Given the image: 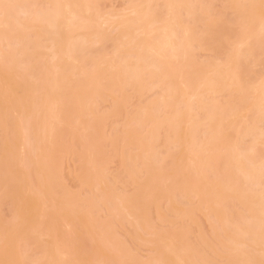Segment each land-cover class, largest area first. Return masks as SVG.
Wrapping results in <instances>:
<instances>
[{"label": "rangeland", "instance_id": "obj_1", "mask_svg": "<svg viewBox=\"0 0 264 264\" xmlns=\"http://www.w3.org/2000/svg\"><path fill=\"white\" fill-rule=\"evenodd\" d=\"M1 1L0 264H262V0Z\"/></svg>", "mask_w": 264, "mask_h": 264}, {"label": "bare ground", "instance_id": "obj_2", "mask_svg": "<svg viewBox=\"0 0 264 264\" xmlns=\"http://www.w3.org/2000/svg\"><path fill=\"white\" fill-rule=\"evenodd\" d=\"M2 1H4V0H2ZM2 1H1V3H2ZM8 1H9V0H8ZM10 1H13V0H10ZM14 1H16V0H14ZM14 1H13V2H14ZM22 1H23V0H22ZM26 1H27V0H26ZM76 1H77V0H76ZM76 1H75V2H76ZM81 1L84 2V0H81ZM17 2H18V1H17ZM72 2H73V1H72ZM72 2H71V3H72ZM75 2H74V3H75ZM83 2H82V3H83ZM24 3H25V1H24ZM26 3H27V2H26ZM67 3H68V2H67ZM71 3H70V5H71ZM20 4H21V3H20ZM22 4H23V3H22ZM62 4H63V2H62ZM78 4H79V3H78ZM85 4H86V3H85ZM14 5H17V4H14ZM0 6H1V4H0ZM20 6H21V5H19V6H17V7H20ZM23 6H25V4H23ZM76 6H77V4H76ZM1 7H2V6H1ZM1 7H0V8H1ZM21 7H22V6H21ZM70 7H71V6H70ZM70 7H69V8H70ZM82 7H83V6H82ZM87 7H88V6H87ZM87 7H86V8H87ZM57 8H58V7H57ZM79 8H81V7H79ZM79 8H78V9H79ZM21 9H22V8H21ZM23 9H24V7H23ZM59 9H60V7H59ZM70 9H71V8H70ZM76 9H77V8H76ZM76 9H74V10L72 9V11H70V13H68V14H70L71 18H76V19H77V12H78V11H76ZM89 9H90V7L87 8L88 12H87V11H86V12L90 14L91 11H90ZM172 9H174V7H173ZM1 10H2V9H1ZM1 10H0V11H1ZM27 10H28V9H27ZM65 10H66V8H65ZM67 10H68V6H67ZM67 10H66V12H65V11H64V12H65V13L69 12V10H68V11H67ZM4 11H5V10H4ZM6 11H8V10H6ZM19 11H20V10H19ZM56 11H57V10H56ZM84 11H85V10H84ZM150 11H151V10H150ZM173 11H174V10H173ZM28 12H29V11H28ZM60 12H61V11H59V13H58L57 15H55L56 18L53 19V20H54V24H58L60 21H62V20H64V19L67 20L66 18H67V16H68V14L66 15L64 12H62V13H60ZM174 12H175V11H174ZM18 13H19V12H18ZM22 13L24 14L25 12H22ZM56 13H57V12H56ZM81 13H82V12H81ZM0 14H1V13H0ZM2 14H4V13H2ZM11 14H12V13H11ZM11 14H10V15H11ZM20 14H21V13H20ZM27 14H28V13H27ZM175 15H176V14H175ZM3 16H4V15H3ZM6 16L8 17L9 15H6ZM6 16H4V17L6 18ZM11 16H12V15H11ZM11 16H10V18L13 19V16H14V15H13L12 17H11ZM70 16H68V19H70V18H69ZM40 17H41V16H40ZM53 17H54V15H53ZM171 17H172V15H171ZM1 18H2V16H1ZM14 18H15V16H14ZM38 18H39V16H38ZM15 19H16V18H15ZM39 19H42V18H39ZM3 20H5V19H3ZM37 20H38V19H37ZM65 20H64V22H65ZM73 20H74V19H73ZM0 21H1V20H0ZM35 21H36V20H35ZM67 21H68V20H67ZM174 21H175V20H174ZM5 22H6V21H4V23H5ZM7 22H8V20H7ZM7 22H6V24H7ZM45 22H46V20H45ZM52 22H53V21H52ZM52 22H49V24H48V25H49V26H48V27H49L48 30H50V25H51V27L53 26V24H51ZM73 22H74V21H72V23H73ZM109 22H110V21H109ZM109 22H108V23H109ZM111 22H112V21H111ZM111 22H110V23H111ZM140 22H141V21H140ZM14 23H15V22H14ZM37 23H38V21H37ZM84 23H87V24H88L89 22L86 20V22H84ZM153 23H154V22H153ZM41 24H42V23H41ZM44 24H45V23H44ZM61 24H62V22H61ZM1 25H3V23H1ZM10 25H11V23H10ZM39 25H40V23H39ZM46 25H47V24H46ZM73 25H74V23H73ZM78 25H79V24H78ZM105 25H106V24H105ZM107 25H108V24H107ZM110 25H111V24H110ZM29 26H30V24H29ZM32 26H33V28L36 27L35 24L32 25ZM37 26H38V25H37ZM56 26H57V25H56ZM81 26H83V24H82ZM81 26H80V27H81ZM85 26H86V25H85ZM142 26H143V25H142ZM167 26H168V25H167ZM263 26H264V25H263ZM263 26H262V27H263ZM23 27H24V26H23ZM26 27H27V26H26ZM26 27H25V28H26ZM39 27H40V26H38L37 28L40 30ZM43 27H44V26H43ZM88 27H89V26H88ZM106 27H107V26H105V28H106ZM109 27H110V26H109ZM139 27H140V26H139ZM37 28H35V29H37ZM41 28H42V26H41ZM53 28L56 29L55 25L53 26ZM57 28H58V27H57ZM60 28H61V27H60ZM70 28H71V26H70ZM70 28H69V29H70ZM84 28H85V27H84ZM165 28H166V27H165ZM30 29H32V28H30ZM55 29H52V30L55 31ZM86 29H87V28H86ZM86 29H85V30H86ZM261 29H262L263 32H264V27H263V28H260V31H262ZM26 30H27V29H26ZM67 30H68V29H67ZM78 30H79V28H78ZM186 30H187V28H186ZM60 31H61V30H60ZM79 31H80V30H79ZM38 32H39V31H38ZM75 32H76V31H75ZM185 32H186V31H185ZM187 32L189 33L190 31L187 30ZM52 33H53V32H52ZM69 33H70V31H69ZM170 33H172V35H174V34H173V31H170ZM66 34H67V33H66ZM186 34H187V33H186ZM172 35H170V36H172ZM68 36H69V35H68ZM77 36H78V35H77ZM173 37H174V36H173ZM60 40H61V39H60ZM72 40H73V38L71 39V41H72ZM68 41H69V40H68ZM71 41H70V43H71ZM78 42H80V41H78ZM78 42H77V43H78ZM63 43H64V42H63ZM68 43H69V42H68ZM70 43H69V44H70ZM64 44H66V43H64ZM72 44H73V42H72ZM78 44H79V43H78ZM78 44H77V45H78ZM67 45H68V44H67ZM166 45H167V44H166ZM168 45H169V44H168ZM68 46H69V45H68ZM72 47H73V45H71V48H72ZM77 47H78V46H77ZM161 47H162V46H161ZM166 47H167V46H166ZM61 49H62V48H61ZM162 49H163V48H162ZM63 50H64V49H63ZM70 50H71V49H70ZM59 51H60V50H59ZM76 51H77V53H78V50H77V49H76ZM57 52H58V51H57ZM64 52H65V51H64ZM66 52H67V51H66ZM72 52H73V51H72ZM179 54H180V53H179ZM53 55L55 56V54H53ZM68 55H69V54H68ZM73 55H74V56H72V57L74 58L77 54H76V55L73 54ZM54 56H53V57H54ZM70 56H71V55H70ZM178 56H179V55H178ZM68 57H69V56H68ZM55 58H56V57H55ZM63 58H64V57H63ZM66 59H69V58H66ZM54 60H55V59H54ZM69 60H70V59H69ZM74 60H75V59H74ZM74 60H73V61H74ZM62 61H63V60H62ZM62 61H61V62H62ZM70 62H71V61H70ZM68 64H69V63H68ZM234 64H236V63H234ZM59 66H60V65H59ZM230 66H233V65H230ZM230 66H228V68H229ZM236 66H237V64H236ZM236 66L234 65L235 68H233L234 71H236V73L232 70V72H234V74H236L235 77H234V78H230V80H228L229 82L226 81V80L229 79L230 76H229L228 78H226V80H225L226 83H225V84L228 85V83H229V86H232V87L234 86V89H235V90H236V88H237V90L239 89V91H236V93H237V92L242 93L243 90L240 92L241 87H242V84H241L242 82L240 83V81H242V80H241L242 78H241V79H240V78H236V76H237V72H239V69H238V71L236 70V69H237ZM238 66H239V65H238ZM57 68H58V67H57ZM59 68H60V67H59ZM229 69H232V67H230ZM228 71H229V70H228ZM228 71H226V72L228 73ZM102 72H104V71H102ZM102 72L99 73V76H100V77H101V75H102ZM107 72H108V71H107ZM230 72H231V71H229V73H230ZM100 74H101V75H100ZM241 74H242V73H241ZM241 74H240V75H241ZM106 75H107V74L105 73L104 76H106ZM185 75H186V74H185ZM240 75H238V76H240ZM54 76H55V75H54ZM54 76H53V77H54ZM53 77H52V78H53ZM56 77H57L56 80H59V79H58V76H56ZM59 77H60V75H59ZM62 77H63V76H62ZM184 77L186 78V76H184ZM187 77H188V76H187ZM65 78H66V77H65ZM103 78H104V77H103ZM182 78H183V77H182ZM138 79H139V78H138ZM186 79H187V81L189 80V78H186ZM67 80H68V79H67ZM67 80H66V81H67ZM140 80H141V79H140ZM181 80H182V79H181ZM184 80H185V79H183V81H184ZM59 81H60V80H59ZM66 81H65V83H67ZM183 81H182V82H183ZM189 82H190V80H189ZM189 82L187 83L186 80H185V81H184V83L186 84L185 86L188 87L187 84H189ZM51 84H52V83H51ZM53 84H54V82H53ZM55 84H56V83H55ZM56 85H59V84H56ZM52 86H54V85H52ZM64 86H65V85H64ZM64 86H63V87H64ZM156 86H157V85H156ZM225 86H226V85H225ZM229 86H228V88H229ZM243 86H244V85H243ZM59 87H60V86H59ZM59 87H58V88L56 87L57 90L59 89L58 91H60V89H61V88H59ZM159 87H160V86H159ZM232 87H231V89H233ZM54 88H55V87H54ZM56 88H55V90H56ZM224 88L226 89L227 86L224 87ZM231 89H229V90H231ZM52 90H53V89H52ZM63 90H64V89H63ZM63 90H61L62 93H64ZM226 90H227V89H226ZM235 90H234V91H235ZM34 91H35V90H34ZM229 92H230V91H229ZM57 93H58V92H57ZM230 93H231V92H230ZM236 93H235V94H236ZM36 94H37V93H36ZM65 94H66V93H64L63 96H64ZM78 94H79V93H78ZM171 94H172L171 96H176V95H175V94H176L175 92H173V93H171ZM50 95H51V94H50ZM66 95H67V94H66ZM59 96H60V95H59ZM61 96H62V94H61ZM61 96H60V98H62ZM79 96H80V94H79ZM64 97H65V96H64ZM54 98H57V97L55 96ZM65 98H66V97H65ZM51 99L53 100V98H51ZM63 99H64V98H63ZM55 100H56V99H54V101H55ZM58 100H59V99H57V101H58ZM76 100H77V99H76ZM63 101H64V100H63ZM52 102H53V101H52ZM53 103H54V102H53ZM55 103H56V102H55ZM41 104H42V103H41ZM59 104H60V103H59ZM54 105H56V104H54ZM54 105H53V106H54ZM57 105H58V104H57ZM61 105H62V104H61ZM63 105H65V104H63ZM42 106H43V105H42ZM40 107H41V105H40ZM50 107H51V106H50ZM58 107H59L58 109L61 108L60 105H58ZM55 108H56V106H55ZM41 109H42L43 111L45 110L44 108H41ZM52 109H53V107H52ZM61 109H62V108H61ZM61 109L57 112V115H61V114L63 113V112L61 111ZM46 110H49V109H46ZM50 110H51V109H50ZM39 111H40V110H39ZM53 111H55V110H53ZM148 112H149V111H148ZM234 112H235V111H234ZM236 112H237V111H236ZM39 113H41V112H39ZM52 113H53V112H52ZM177 113H178V112H177ZM177 113H176V114H177ZM180 113H181V112H180ZM233 114H237V113H233ZM238 114H239V113H238ZM52 115H53V114H52ZM55 115H56V113H55ZM55 115H53V116H55ZM64 115H65V114L63 113V115H61L60 118H61V117H64ZM178 115H179V114H178ZM178 115H177V116H178ZM234 116H235V115H234ZM236 117H237V116H236ZM53 118H54V117H53ZM55 118L57 119V117H55ZM148 118H150V116H149ZM176 119H177V117H176ZM61 120H62V118H61ZM46 121H47V120H46ZM48 121H49V120H48ZM52 123H53V122H51V125H52ZM43 125H44V124H43ZM45 125H46V124H45ZM51 125H49V126H51ZM37 126H38V125H37ZM37 126H36V127H37ZM38 127H39V126H38ZM40 127H41V126H40ZM40 127H39V128H40ZM43 127H44V126H43ZM46 127H48V126H46ZM46 127H45V129H47ZM54 127H55V126H54ZM54 127H53V129H54ZM49 128H50V127H49ZM34 129L36 130L37 128L34 127ZM34 129H33V130H34ZM45 129H44V130H45ZM228 129H229V128H228ZM232 130H233V129H232ZM50 131H51V130H50ZM45 132H46V130H45ZM50 133H51V132H50ZM47 136H48V135H47ZM224 137H225V136H224ZM225 138H227V137H225ZM219 139H220V138H219ZM224 140H225V139H224ZM226 140H227V139H226ZM211 142H212L213 144H215L213 141H211ZM217 142H218V140H217ZM220 142H221V141L219 140V143H220ZM223 142L226 143V141H223ZM263 143H264V141H263ZM217 145H218V147H219V144H217ZM220 145H221V144H220ZM216 147H217V146H216ZM253 149H254V148H253ZM255 150H256V149H255ZM251 152H252L253 154L255 153V151H251ZM253 154H252V155H253ZM237 157H238V156H237ZM241 159H242V158H241ZM235 160H237V159H235ZM242 160H243V159H242ZM239 161L241 162V160H239ZM233 164H234V163H233ZM235 164H240V163H235ZM207 166H208V165H207ZM207 166H206L205 168H208ZM234 166H235V165H234ZM240 166H241V165H240ZM186 168H187V167H186ZM209 168H210V167H209ZM236 168H237V167H236ZM238 168H239V167H238ZM252 168H253V171H252L251 174H249V175H250V177L252 178L253 183L255 184V182L258 180V178H257V174H259V173H264V172H262V171H264V166H263V170H262L261 172H258V173H257L256 171L259 170V169H256L255 167H252ZM252 168H251V169H252ZM210 169H211V168H210ZM261 169H262V168H261ZM261 169H260V170H261ZM203 170H204V168L202 169V171H203ZM206 170H207V169H206ZM184 171H185V170H184ZM204 171H205V170H204ZM204 171L201 172V177L205 175ZM209 171H210V170H209ZM185 172H186V171H185ZM185 172H184V173H185ZM203 173H204V174H203ZM242 173H243V172H242ZM262 175H263V174H262ZM154 176H155V175H154ZM232 176H233V175H232ZM245 176L248 177V175H245ZM151 177H152V176H151ZM151 177H150V178H151ZM158 177H159V176H158ZM204 177H205V176H204ZM258 177H259V176H258ZM260 177H261V175H260ZM262 177H263V176H262ZM262 177H261V178H262ZM155 178L157 179V177H155ZM155 178L152 177V178L150 179V183H151V180H152V179L156 181ZM160 178H161V177H160ZM183 178H184V177H183ZM231 178H232V177H231ZM158 179H159V178H158ZM205 179H206V177L204 178V181H206ZM256 179H257V180H256ZM247 180H249V179L247 178ZM259 180H260V178H259ZM158 181H159V180H158ZM158 181H157V184H158L157 186L159 187L161 183L159 182V183H160V184H159ZM204 181H203V182H204ZM236 181H237V180H236ZM250 181H251V179H250ZM252 181H251V182H252ZM153 182H154V181H153ZM179 182H180V181H179ZM231 182H232V181H231ZM237 182H238V181H237ZM258 182H259V181H258ZM235 183H236V182H235ZM256 183H257V182H256ZM155 184H156V183H155ZM206 184H207V181H206ZM228 184H230V182H229ZM231 184H232V183H231ZM150 185H151V184H150ZM153 185H154V184H152V186H151L152 188H151V189H155V188H156V189H157L156 191H158V187H156V185H155V188H154ZM237 185H238V184H237ZM260 185H261V184H260ZM230 186H231V185H230ZM232 186H233V185H232ZM254 186H255V185H254ZM228 187H229V186H228ZM263 188H264V187H263ZM230 190H231V189H230ZM240 190H241V188H240ZM240 190H239V191H240ZM149 191H152V190L149 189ZM156 191H155V192H156ZM160 191H162V190H160ZM160 191H158V193H155L154 190H153V192H151L152 195L150 194L151 196H153V198L150 197V199H152V200L155 199L154 195H155V194H157V195L159 194V195H160V193H159ZM231 191H232V190H231ZM254 191H255V190H254ZM227 192H228V191H227ZM235 192H236V191H235ZM255 192H256V191H255ZM251 193H252V192H251ZM263 193H264V190H263ZM263 193H262L261 195H264ZM148 194H149V192H148ZM153 194H154V195H153ZM230 194H231V193H230ZM256 194H258V193H256ZM150 195H149V196H150ZM157 195H156V198H157ZM249 195H250V194H249ZM261 195H258V196H261ZM228 196H229V195H228ZM251 196H252V195H251ZM241 197H242V196H241ZM245 197H246V196H245ZM263 197H264V196L257 197L256 195L254 196V194H253V196H252L253 201L251 200V203H252V204H250V205H251V206H250V209H253V208H254V209H257V208H255V207H258V208H259L258 210H260L261 205L259 206V204L261 203V204H262V208H263V209H262V208H261V209H262V211H263V210H264V205H263V204H264V198H263ZM262 198H263V200H262ZM250 199H251V198H250ZM121 200H122V199H121ZM123 200H124V199H123ZM145 200H148V199H147V196H146ZM228 200H229V199H228ZM235 200H236V199H235ZM235 200H234V201H235ZM248 200H249V196H248ZM241 201L243 202V200H241ZM241 201H240V202H241ZM249 201H250V200H249ZM262 201H263V203H262ZM122 202H123V204H126V205H127L126 200H125V202H124V201H122ZM235 202H236V201H235ZM237 204H238V203H237ZM234 205H235V204H234ZM257 205H258V206H257ZM252 206H253V208H252ZM258 210H256V213H257V215H260V213L257 212ZM252 212H254V213H252ZM260 212H261V211H260ZM251 213L254 214V215H253V219L256 220V221L258 220V221H257V225L260 224L259 226L262 227V228H264V226L262 225V223L259 222V221L262 220V219H259L258 216L255 215V214H256L255 211H251ZM262 216H263V218H264V212H262L261 218H262ZM259 217H260V216H259ZM91 218H92V217H91ZM87 219H89V217H88ZM232 221H233V220H232ZM263 221H264V220H263ZM258 222H259V224H258ZM235 223H236V222H235ZM253 223H255V222H253ZM241 224H242V222H241ZM255 224H256V223H255ZM233 225H234V224H233ZM239 225H240V224H239ZM234 226H235V225H234ZM259 226H257V227H259ZM254 227H256V225H254ZM260 227H259V229L256 228V229L258 230V231H257L258 233L255 231L256 229L253 230L254 232L251 230V231L253 232V233H252L253 236H255L254 234H256V233L258 234V235H257V234H256V235L259 236V234L261 233V231H260V233H259V230H261ZM236 228L238 229V226H236ZM241 228H242V227H241ZM253 229H254V228H253ZM229 231H230V227H229ZM241 231H242V229H241ZM230 232H231V231H230ZM242 232H243V231H242ZM244 232H245V231H244ZM262 232H263V231H262ZM233 233H234V232H233ZM239 233L241 234V232H239ZM234 234H235V233H234ZM261 235H262V234H261ZM238 236H240V238H241V235H238ZM249 236H250V235H249ZM253 236H250V237H253ZM257 236H256V239H255V238H252V239H250V240H251V241L253 240V241H252V242H249V246H250V243H252V247H253V248L255 247L254 249H252L253 251L256 249V245H257V244L262 243V244L264 245V242H261V240H263L264 237L261 238V237L259 236L260 238H259V237H258V238L261 239V240H259V239L257 238ZM245 238H246V236H245ZM234 239H235V238H234ZM234 239H233V240H234ZM171 240H172V239H171ZM229 240H230V239H229ZM244 240H245V239H244ZM244 240H243V241H244ZM235 241H236V240H235ZM239 242H240V240H238V242L236 241V244L239 243ZM244 242H246V241H244ZM258 242H259V243H258ZM171 243H172V242H171ZM172 244H173V243H172ZM240 244H241V243H240ZM232 245H233V244H232ZM170 246H171V245H170ZM234 247H235V245H234ZM242 247H243V245H242ZM258 247H260V246H258ZM49 248H50V247H49ZM238 248H239V247H238ZM51 249H53V248H51ZM51 249H50V250H51ZM167 249L170 250V248H167ZM47 250H49V249H47ZM171 250H174V248L171 249ZM237 250H238V249H237ZM255 251H257V250H255ZM255 251H254V254H253V252H252V254H253L252 257H253V259H254V257H257V255L255 256V253H257V252H255ZM263 251H264V247H263ZM58 252H59V251H58ZM171 252H173V251H171ZM56 254H57V252H56ZM58 254H59V253H58ZM62 254H63V252H62ZM258 254H259V252H258ZM66 255H67V254H66ZM236 255H237V254H236ZM261 255H263V254H261ZM55 256H56V255H55ZM60 256H61V255H60ZM64 256H65V255H64ZM263 257H264V255H263ZM57 258H58V257H57ZM62 258H63V256H62ZM64 258H65V257H64ZM64 258H63V259H64ZM69 258H70V257H69ZM69 258H68V259H69ZM48 259H49V258H48ZM52 259H53V256H52ZM63 259L60 260V261H61V264H62V262L65 260V259H64V260H63ZM70 259H71V258H70ZM180 259H182V257H181ZM183 259H184V258H183ZM183 259H182V260H183ZM187 260H188V259H187ZM254 260H255V259H254ZM54 261H55V260H54ZM183 261H186V260H183ZM64 262H65V261H64ZM66 262H68L67 259H66ZM71 262H72V261H70V263H71ZM238 262H239V261H238ZM240 262H241V261H240ZM54 263H55V262H54ZM54 263H52V264H54ZM59 263H60V262H59ZM73 263H74V262H73ZM73 263H72V264H73ZM68 264H69V263H68ZM238 264H239V263H238Z\"/></svg>", "mask_w": 264, "mask_h": 264}, {"label": "snow or ice", "instance_id": "obj_3", "mask_svg": "<svg viewBox=\"0 0 264 264\" xmlns=\"http://www.w3.org/2000/svg\"><path fill=\"white\" fill-rule=\"evenodd\" d=\"M262 4H264V0H262ZM262 264H264V262H262Z\"/></svg>", "mask_w": 264, "mask_h": 264}]
</instances>
